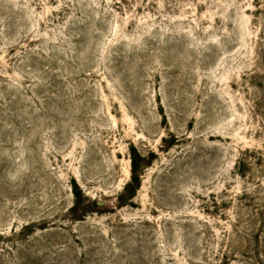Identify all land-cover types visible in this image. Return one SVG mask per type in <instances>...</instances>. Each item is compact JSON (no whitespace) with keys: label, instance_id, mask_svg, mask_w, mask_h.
<instances>
[{"label":"rangeland","instance_id":"1","mask_svg":"<svg viewBox=\"0 0 264 264\" xmlns=\"http://www.w3.org/2000/svg\"><path fill=\"white\" fill-rule=\"evenodd\" d=\"M0 264H264V0H0Z\"/></svg>","mask_w":264,"mask_h":264},{"label":"trees","instance_id":"2","mask_svg":"<svg viewBox=\"0 0 264 264\" xmlns=\"http://www.w3.org/2000/svg\"><path fill=\"white\" fill-rule=\"evenodd\" d=\"M140 186V178L135 166V162L132 159L131 161V177L129 183L126 185V189L130 190H137L138 187Z\"/></svg>","mask_w":264,"mask_h":264}]
</instances>
